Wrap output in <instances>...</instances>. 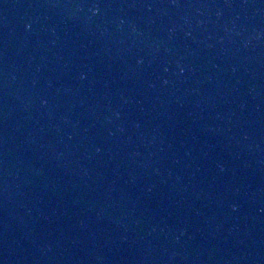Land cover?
Returning a JSON list of instances; mask_svg holds the SVG:
<instances>
[{"label": "water", "instance_id": "water-1", "mask_svg": "<svg viewBox=\"0 0 264 264\" xmlns=\"http://www.w3.org/2000/svg\"><path fill=\"white\" fill-rule=\"evenodd\" d=\"M264 122V0H0V264H200Z\"/></svg>", "mask_w": 264, "mask_h": 264}]
</instances>
